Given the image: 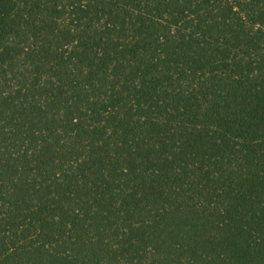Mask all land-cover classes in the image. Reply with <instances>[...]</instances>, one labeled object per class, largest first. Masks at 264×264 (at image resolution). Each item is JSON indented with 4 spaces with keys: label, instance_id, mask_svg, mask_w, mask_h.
Returning <instances> with one entry per match:
<instances>
[{
    "label": "trees",
    "instance_id": "obj_1",
    "mask_svg": "<svg viewBox=\"0 0 264 264\" xmlns=\"http://www.w3.org/2000/svg\"><path fill=\"white\" fill-rule=\"evenodd\" d=\"M0 264H264V0H0Z\"/></svg>",
    "mask_w": 264,
    "mask_h": 264
}]
</instances>
